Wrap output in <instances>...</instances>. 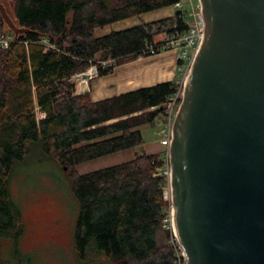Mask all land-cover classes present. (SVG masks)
I'll list each match as a JSON object with an SVG mask.
<instances>
[{"label":"trees","instance_id":"1","mask_svg":"<svg viewBox=\"0 0 264 264\" xmlns=\"http://www.w3.org/2000/svg\"><path fill=\"white\" fill-rule=\"evenodd\" d=\"M179 1L13 0V14L8 13L29 33L0 51V264H11L3 258L9 243L18 264H30L20 252L25 224L11 183L18 170L47 163L62 175L67 170L71 180L78 206L73 241L81 264H178L174 230L167 225L172 203L164 195L163 154L141 151L126 163L77 171L85 162L141 148V127L164 116L161 107L178 84L94 102L89 94L77 95L71 79L92 66L98 77L109 75L117 66L148 57L147 46L158 37L186 32V14L177 10L171 18L95 35L97 29ZM6 26L0 14V31ZM109 60L113 64L104 67Z\"/></svg>","mask_w":264,"mask_h":264},{"label":"water","instance_id":"2","mask_svg":"<svg viewBox=\"0 0 264 264\" xmlns=\"http://www.w3.org/2000/svg\"><path fill=\"white\" fill-rule=\"evenodd\" d=\"M200 2L205 38L169 148L174 233L186 264H264V0ZM0 14L29 33L1 0Z\"/></svg>","mask_w":264,"mask_h":264},{"label":"rangeland","instance_id":"3","mask_svg":"<svg viewBox=\"0 0 264 264\" xmlns=\"http://www.w3.org/2000/svg\"><path fill=\"white\" fill-rule=\"evenodd\" d=\"M1 1L7 11L13 14V0ZM7 28L8 26L3 30H8ZM163 37L160 36L158 39ZM91 70L93 66L86 72ZM87 85L89 87V84ZM165 124L166 119L163 116L155 124L141 127L146 142H161L160 132ZM141 149L142 147L138 152L143 151ZM84 165L87 168L86 172L104 168L90 167V163L83 164V168ZM82 167L77 169L79 173L83 172ZM70 185L67 170L62 175L51 163L29 166L16 172L11 183L12 198L21 208L25 224V233L19 246L21 256L29 257L30 264H81L73 241L78 206ZM167 191L168 200L171 201V189L167 188ZM172 213L173 210L171 217ZM167 225L172 226L174 230L173 217L167 221ZM14 255V247L9 243L3 250V258L11 264H18Z\"/></svg>","mask_w":264,"mask_h":264},{"label":"crops","instance_id":"4","mask_svg":"<svg viewBox=\"0 0 264 264\" xmlns=\"http://www.w3.org/2000/svg\"><path fill=\"white\" fill-rule=\"evenodd\" d=\"M176 11L177 8L172 6L145 13L139 17L121 20L104 28L97 29L95 35L96 37L101 38L112 32L127 30L143 23H152L162 19L171 18L175 15ZM181 77L182 74L178 61V52L165 51L153 56L139 57L131 60L117 66L113 73L109 75L92 79L89 82V87L81 89L76 86V89L77 95L89 94L92 101L99 102L165 82L174 81L178 83L181 80ZM141 150L149 155L162 154L164 147L161 145V142L147 143L145 140ZM138 151L139 148L128 149L85 163H90V167L103 166L104 168L101 169H105L107 167H112L133 160ZM83 164L77 166V169L82 167ZM84 166V168H81V171H83L81 174L90 173L86 172V165Z\"/></svg>","mask_w":264,"mask_h":264},{"label":"built area","instance_id":"5","mask_svg":"<svg viewBox=\"0 0 264 264\" xmlns=\"http://www.w3.org/2000/svg\"><path fill=\"white\" fill-rule=\"evenodd\" d=\"M175 7L177 8V10H181L186 14L188 30L183 33L177 32L171 35L164 36L159 41H155L153 44L148 45L145 52L148 53L149 56H153L165 51H177L179 66L182 74L181 80L177 83V91L166 102V109L164 110V118L166 119V124L160 132L162 136L161 145L164 147V151L162 154L165 161V166L160 171L162 175L166 177V180L168 181L167 188L169 189L171 174L169 148L173 138V125L184 97L186 80L190 74L194 60L203 44L206 30V23L202 15V5L200 0H180L175 5ZM16 41L17 36L11 30L0 31V51L9 49L11 45ZM42 42L44 43V45H49L51 48L55 49V46L49 44L47 39H44ZM113 62V60L103 61L102 64L104 67H108L109 65H112ZM90 72H92V75L90 74ZM86 73L90 75V79L85 80L86 84H89V82L93 78L98 77L97 66H93V70ZM83 74H78L71 79L72 82H74L75 85L81 89L82 83H80L79 80H84L82 77ZM167 188L165 189L164 195L165 199L168 200L169 198ZM173 244L178 250V264H186V260L183 256V252L176 236L173 240Z\"/></svg>","mask_w":264,"mask_h":264},{"label":"bare ground","instance_id":"6","mask_svg":"<svg viewBox=\"0 0 264 264\" xmlns=\"http://www.w3.org/2000/svg\"><path fill=\"white\" fill-rule=\"evenodd\" d=\"M93 72V71H92ZM92 72H90V74L92 73ZM92 75V74H91ZM79 82L80 83H82V88H87L88 87V85L86 84V82H85V80H79Z\"/></svg>","mask_w":264,"mask_h":264}]
</instances>
